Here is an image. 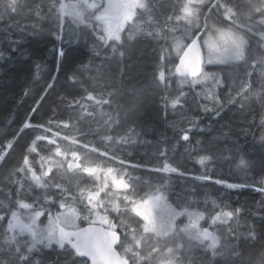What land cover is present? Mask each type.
<instances>
[{"label": "trees", "instance_id": "trees-1", "mask_svg": "<svg viewBox=\"0 0 264 264\" xmlns=\"http://www.w3.org/2000/svg\"><path fill=\"white\" fill-rule=\"evenodd\" d=\"M187 5L145 0L109 39L83 1L0 0V264H91L70 242L13 235L22 204L75 208L80 227L108 215L131 264H264V0L201 7L193 35L246 40L208 68L217 85L178 72ZM158 192L182 213L167 236L135 210ZM192 212L214 240L182 228Z\"/></svg>", "mask_w": 264, "mask_h": 264}, {"label": "rangeland", "instance_id": "rangeland-1", "mask_svg": "<svg viewBox=\"0 0 264 264\" xmlns=\"http://www.w3.org/2000/svg\"><path fill=\"white\" fill-rule=\"evenodd\" d=\"M78 1H83L85 7L95 10V13L87 15L86 19L100 24L109 39H118L126 24L134 16L137 8L145 2V0ZM187 1L188 5L184 8L183 17L191 26L187 31V34L191 38L199 23L201 7L208 0ZM81 17L85 18V14ZM261 22L264 24V18L261 19ZM222 33L223 35H221ZM200 37L199 32L193 35V38ZM210 39L216 42L214 47H210ZM262 39L264 41V34H262ZM200 41L205 50V56L203 70L200 76H198V81L206 85L210 83L217 85L221 81L220 76H216L208 68L227 65L241 60L245 53L246 40L232 29L214 27L213 31L204 34ZM137 206L135 210L144 221V230L160 236H167L174 231L179 218L182 216V213L169 202L166 194L163 192L149 196L143 202L137 203ZM192 214L196 215L191 216ZM191 215L189 214L185 218L182 228L194 238L202 239V216L193 212ZM91 219L92 221H99L107 225L111 220L108 215L98 212H94L91 215ZM79 225V215L72 208H65L61 212H46L36 209L33 205L22 204L9 217V226L12 234L15 236L20 234L27 235L32 240L34 246L39 244L50 246L54 243L64 246L68 243L65 234L70 229L75 230ZM161 264H178V262L171 259Z\"/></svg>", "mask_w": 264, "mask_h": 264}, {"label": "water", "instance_id": "water-1", "mask_svg": "<svg viewBox=\"0 0 264 264\" xmlns=\"http://www.w3.org/2000/svg\"><path fill=\"white\" fill-rule=\"evenodd\" d=\"M203 57L204 51L199 40L195 39L180 59V72L199 75ZM202 233L206 240H210L213 236V231L209 228H205ZM65 237L72 240L73 247L91 264H130L118 249L121 243V234L117 230L92 223L84 225L76 231L67 232Z\"/></svg>", "mask_w": 264, "mask_h": 264}, {"label": "snow or ice", "instance_id": "snow-or-ice-1", "mask_svg": "<svg viewBox=\"0 0 264 264\" xmlns=\"http://www.w3.org/2000/svg\"><path fill=\"white\" fill-rule=\"evenodd\" d=\"M221 35H223V33H222ZM57 39H62V37H57ZM209 43H210V47H214L216 42H215V41H212V40L210 39ZM238 46H240V45H238ZM58 55H61V56L63 55L62 50L58 53ZM184 138H185V139H188L187 136H185Z\"/></svg>", "mask_w": 264, "mask_h": 264}, {"label": "bare ground", "instance_id": "bare-ground-1", "mask_svg": "<svg viewBox=\"0 0 264 264\" xmlns=\"http://www.w3.org/2000/svg\"><path fill=\"white\" fill-rule=\"evenodd\" d=\"M207 226V225H206Z\"/></svg>", "mask_w": 264, "mask_h": 264}, {"label": "clouds", "instance_id": "clouds-1", "mask_svg": "<svg viewBox=\"0 0 264 264\" xmlns=\"http://www.w3.org/2000/svg\"><path fill=\"white\" fill-rule=\"evenodd\" d=\"M63 7V6H62Z\"/></svg>", "mask_w": 264, "mask_h": 264}]
</instances>
